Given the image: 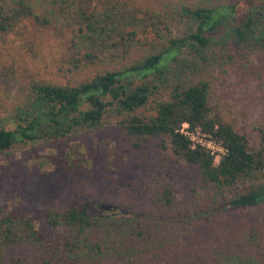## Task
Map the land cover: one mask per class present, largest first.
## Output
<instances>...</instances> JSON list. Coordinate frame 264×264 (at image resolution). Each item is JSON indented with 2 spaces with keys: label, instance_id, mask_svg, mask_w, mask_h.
Segmentation results:
<instances>
[{
  "label": "trees",
  "instance_id": "obj_1",
  "mask_svg": "<svg viewBox=\"0 0 264 264\" xmlns=\"http://www.w3.org/2000/svg\"><path fill=\"white\" fill-rule=\"evenodd\" d=\"M142 1L0 0V42L26 23L60 41L68 65L64 85L20 87L0 153L112 119L135 149L167 140L187 168L192 200L177 202L169 182L152 178L139 200L121 199L106 215L89 197L32 212L0 203V264H264V124L253 145L211 105L213 82L233 59L212 43L264 54V0ZM181 124L219 144L216 164L190 147ZM253 209L261 211L253 220L233 215Z\"/></svg>",
  "mask_w": 264,
  "mask_h": 264
},
{
  "label": "rangeland",
  "instance_id": "obj_2",
  "mask_svg": "<svg viewBox=\"0 0 264 264\" xmlns=\"http://www.w3.org/2000/svg\"><path fill=\"white\" fill-rule=\"evenodd\" d=\"M233 1L206 3L211 6ZM212 46L233 57L225 75L213 82L212 108L235 129L246 133L254 145L256 128L264 124V54L245 53L238 47L230 50L219 39ZM66 54L60 41L26 23L0 42V128H13V104L24 83H66ZM102 122L98 130H74L58 139L14 144L0 153V203L7 210L23 212L37 211L44 201L68 204L85 197L114 205L125 198L139 200L144 194L142 180L152 178L169 182L177 202L188 201L191 184L187 168L171 154L166 139H150L135 149L134 139L124 135L112 119L104 118ZM166 174L172 179L167 180ZM97 213L109 214L103 210ZM260 214V210L253 209L238 210L233 215L237 220H253ZM18 252L17 246L6 248L5 260L16 257Z\"/></svg>",
  "mask_w": 264,
  "mask_h": 264
},
{
  "label": "built area",
  "instance_id": "obj_3",
  "mask_svg": "<svg viewBox=\"0 0 264 264\" xmlns=\"http://www.w3.org/2000/svg\"><path fill=\"white\" fill-rule=\"evenodd\" d=\"M179 132L188 138L191 148L199 146L207 150L213 156V161L214 159H219V156L223 154V150L219 144L209 135L199 132L198 129L188 130L186 124H181Z\"/></svg>",
  "mask_w": 264,
  "mask_h": 264
},
{
  "label": "water",
  "instance_id": "obj_4",
  "mask_svg": "<svg viewBox=\"0 0 264 264\" xmlns=\"http://www.w3.org/2000/svg\"><path fill=\"white\" fill-rule=\"evenodd\" d=\"M99 208H100L101 210H103V211H108V212H110V211H114V210H115V208L112 207L111 205H105V204H101V205H99Z\"/></svg>",
  "mask_w": 264,
  "mask_h": 264
}]
</instances>
